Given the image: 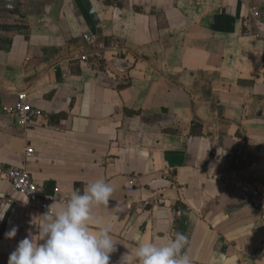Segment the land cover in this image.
<instances>
[{
    "label": "crops",
    "instance_id": "obj_1",
    "mask_svg": "<svg viewBox=\"0 0 264 264\" xmlns=\"http://www.w3.org/2000/svg\"><path fill=\"white\" fill-rule=\"evenodd\" d=\"M22 92L45 115L23 127L3 111ZM233 152L264 190V0H0V162L58 205L111 183L93 208L119 243L111 264L175 232L193 264H264L261 216L212 179ZM0 193L8 264L45 210Z\"/></svg>",
    "mask_w": 264,
    "mask_h": 264
},
{
    "label": "clouds",
    "instance_id": "obj_2",
    "mask_svg": "<svg viewBox=\"0 0 264 264\" xmlns=\"http://www.w3.org/2000/svg\"><path fill=\"white\" fill-rule=\"evenodd\" d=\"M114 188L104 179L88 183L83 191H73L60 203L47 206L46 211L34 217L30 223L38 234L31 233L20 240L10 253L8 264H111V256L117 251L112 235V225H99L93 208L106 205ZM54 201L55 197H52ZM7 210L0 208V221ZM18 227L13 226L5 237H16ZM188 237L175 232L165 236L162 242L140 240L135 246H125L118 264H193L188 248Z\"/></svg>",
    "mask_w": 264,
    "mask_h": 264
},
{
    "label": "built area",
    "instance_id": "obj_3",
    "mask_svg": "<svg viewBox=\"0 0 264 264\" xmlns=\"http://www.w3.org/2000/svg\"><path fill=\"white\" fill-rule=\"evenodd\" d=\"M253 14L257 18L260 16L256 9L253 10ZM85 40L89 44L94 45V37L88 35ZM3 111L6 114L15 116L17 123L22 127L31 124L34 119L45 116L43 111L34 108L28 103L27 95L23 92L18 95V101L15 104L4 106ZM33 152L32 149H29L27 156H31ZM238 155L239 153H231L226 159L225 166L212 175V179L227 187H231L235 191L244 193L264 222V190L253 181L250 166L247 163H240ZM0 181L10 183L14 191L27 203L35 205L42 210L46 211L48 205L56 202L52 199V197H55L56 200L55 195L42 193L27 165L13 167L0 162ZM134 184L135 182L131 181L128 189H132ZM0 199L12 203V200L5 193H0Z\"/></svg>",
    "mask_w": 264,
    "mask_h": 264
}]
</instances>
